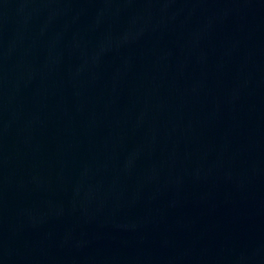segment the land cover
I'll list each match as a JSON object with an SVG mask.
<instances>
[{
	"label": "water",
	"instance_id": "95a60500",
	"mask_svg": "<svg viewBox=\"0 0 264 264\" xmlns=\"http://www.w3.org/2000/svg\"><path fill=\"white\" fill-rule=\"evenodd\" d=\"M0 23L264 115V0H0Z\"/></svg>",
	"mask_w": 264,
	"mask_h": 264
}]
</instances>
